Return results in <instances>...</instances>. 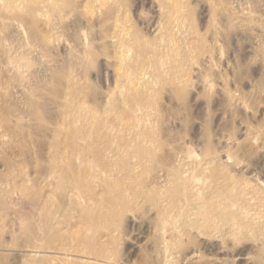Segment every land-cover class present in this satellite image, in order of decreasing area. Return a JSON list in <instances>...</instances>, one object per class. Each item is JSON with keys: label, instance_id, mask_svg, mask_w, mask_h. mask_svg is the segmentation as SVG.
Instances as JSON below:
<instances>
[{"label": "rangeland", "instance_id": "rangeland-1", "mask_svg": "<svg viewBox=\"0 0 264 264\" xmlns=\"http://www.w3.org/2000/svg\"><path fill=\"white\" fill-rule=\"evenodd\" d=\"M0 264H264V0H0Z\"/></svg>", "mask_w": 264, "mask_h": 264}, {"label": "bare ground", "instance_id": "bare-ground-1", "mask_svg": "<svg viewBox=\"0 0 264 264\" xmlns=\"http://www.w3.org/2000/svg\"><path fill=\"white\" fill-rule=\"evenodd\" d=\"M117 14H118V13H117ZM128 18H129V17H128ZM165 24H166V23H165ZM168 24H169V23H167V27H168ZM169 25H170V24H169ZM171 26H172V25H171ZM165 28H166V27H165ZM168 31H169V30H168ZM120 32H121V31H120ZM170 32H172V31H170ZM122 42H123V41H122Z\"/></svg>", "mask_w": 264, "mask_h": 264}]
</instances>
